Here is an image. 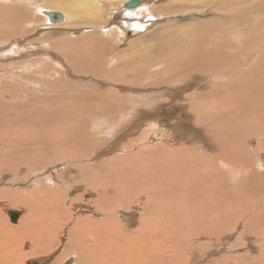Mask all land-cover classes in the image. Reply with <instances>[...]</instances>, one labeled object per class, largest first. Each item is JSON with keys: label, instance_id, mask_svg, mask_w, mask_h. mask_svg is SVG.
Listing matches in <instances>:
<instances>
[{"label": "bare ground", "instance_id": "obj_1", "mask_svg": "<svg viewBox=\"0 0 264 264\" xmlns=\"http://www.w3.org/2000/svg\"><path fill=\"white\" fill-rule=\"evenodd\" d=\"M26 1L13 0L14 4L0 6V41H2L0 44L16 38L18 32L26 34V28H20V23L32 25L37 20L32 18V11L35 9L41 11L47 21L51 19L50 14H59L57 10H64L66 14H60L64 18L61 23L50 21L56 26L71 21V25L83 24L89 27L98 24L100 20L98 11H101V8L96 9L92 16H87L85 22L78 20L83 11L79 10L75 4L92 1L99 6L102 4L100 0H39L40 4L45 2L49 8H44L45 5L39 8L28 7L24 5ZM31 1L33 2L29 4L36 3V0ZM180 1L179 6L183 8L205 7L213 2L210 0ZM223 1L225 3L222 6H225L229 0ZM242 1L244 0H235L233 5ZM174 2L171 0V6L177 5ZM259 2L262 16L246 26L251 34L250 38H254L253 43L261 45L258 49L262 50V54L253 61L249 59V56L255 58L252 54L253 49H249V55H247L245 45L244 53H239V37L246 36L244 30H238L237 27L238 24L244 26V3L235 10L223 14L219 12L220 5L217 16L223 19L215 18L205 24L196 25L197 35H192L190 30H180L178 33L165 32L161 35V40L165 44L159 51L156 50L157 53L155 51L148 57V54L140 53L139 50L138 58L147 66L137 69L136 58L132 61L117 59L116 62H111L115 63L114 65L100 60L103 67L95 63L97 68L91 64L86 70L81 66V70L77 72L100 79L98 85L103 87V90L98 89L99 91L95 93L84 89L82 96L89 99L82 98L81 95L75 97L73 92V95H70L71 89L67 90V97L54 98L52 101L54 108L48 116L42 114L44 105L31 109L25 104L16 102V98L13 100L7 98L12 92L22 94V89H16V87L0 89V100L5 102L0 104L3 105L0 108V130H4L0 134L1 155L16 156L17 160L22 157V149L27 148L33 151L38 149L41 152L38 155L44 158V163H52L60 157L68 161L59 175L61 182L88 184V190L94 189L100 183L109 185L104 186L105 196L99 193L95 202L97 209L100 208L103 212L100 221L98 218H92L95 214L91 217L79 216L74 220L71 228L73 234L79 232L85 242L91 243V245L85 244L86 257L90 259L87 264H264V159L261 158L264 153V0ZM141 4L140 0L139 6ZM103 5L106 4L103 3ZM134 25L137 26L135 30L141 28L137 22ZM124 37L123 31L121 39ZM62 45L75 53L79 46L75 42H69L67 38ZM128 46L131 48L132 45L129 43ZM161 51L167 53L157 55ZM71 55L72 53L69 56ZM184 55L183 59L177 60L179 56ZM117 63L123 67V70L119 72L116 70ZM171 65L175 66L172 69L173 72L169 73V76H163L164 72L170 70ZM147 68L157 70L159 73L156 75H159L160 79L156 82L163 83L162 80H164L167 85L173 81L176 82L179 77L187 79L196 75L190 79L194 86L184 84L189 91H192L184 96L186 101L179 100L178 107L175 108L171 106L173 99L166 100L169 117L178 113L177 118L186 116L189 119L174 123L172 132L167 131L168 134L164 131V133L154 132L159 135V141L153 143L156 144L154 146L148 144V139L150 140L153 136L152 133L142 135L137 142L126 148L127 152L121 158H118L128 162L125 163L128 167L127 171L114 168L113 164L109 172L110 177H107L109 170H105L106 167H103V164H90L91 161H97L96 158H91L90 152L101 143L96 133L101 130L102 121L107 117H110L112 121L115 116L128 113L127 108L134 104L138 112L145 108L143 106H149L137 100L127 101L133 97L130 84L133 86L136 82L135 74L138 72L135 69L141 72L148 70ZM184 79L179 78L181 82L177 84H181ZM106 81L111 82L109 87ZM156 82L153 80V83H149L154 87H160L155 84ZM117 84L122 86L116 88ZM77 86L82 85L73 84V87ZM124 91H128L127 95L131 96L121 95ZM145 91L144 93H147V90ZM86 99H88L87 102H85ZM67 103L70 104L67 105ZM86 103L95 105L94 109L93 106L89 107L101 114L98 115L97 120L96 116L87 112L88 108L81 105L82 113L77 114L74 111L75 105ZM57 105H66V111L61 110L62 112L58 114ZM19 110H30L23 113L33 114L17 115V117L9 115L10 112L16 113ZM236 114H238L237 117ZM40 118L44 124L43 127H35L36 121ZM142 121L140 119L137 122L138 127ZM17 122L18 126L21 125L20 127L16 126ZM109 123L111 125L106 129L108 136L114 131L113 122ZM13 128L16 130L13 131ZM9 130L11 132H8ZM175 131L179 134L177 135ZM24 132L29 134L28 137L20 138L18 134ZM209 133H213V136L211 137ZM14 135L19 139L13 140ZM186 139L192 142L187 145L184 142ZM38 140L42 147L39 144L36 145ZM215 142L221 146L217 147ZM134 148L136 151L129 154ZM51 152L55 156H52ZM115 159L112 162L116 163ZM42 161L37 162L39 164ZM86 161L90 162L86 163ZM131 164L135 166L132 168ZM13 168L18 170V167ZM71 170H75V174L69 175L70 177L65 180V174ZM130 170L132 172H128ZM43 179L39 181L40 188L35 191V195L39 191L49 195V200L52 202L49 204L53 213L52 220L46 218L41 221L39 230L31 234L25 233L26 238L31 239V247L29 251L21 252L19 256L18 249L11 246L12 252L9 251L7 243L10 238L11 242L14 239L18 244L15 236L23 227H10L6 213L0 210V264H20V258H29L38 254L44 256L51 252L50 247L57 246L52 239H55L58 228L64 224L62 222L64 219L58 214L68 217L69 221V206L61 193L63 188L50 187L46 180L48 178ZM86 192L88 193V191L84 193ZM56 196L61 198L55 201ZM137 196L140 199L146 196L147 201L139 214L140 223L137 230L131 231L129 224L134 221L132 216H120L128 227L127 230L122 228V224L116 219L115 210H128ZM56 204L58 207L55 206ZM12 212L19 214L18 221L21 214L17 211ZM194 215H201V218L195 219ZM238 221L243 222L244 228L239 238H242L244 243L251 240L258 243L255 244L256 249L247 250L244 246L246 250L244 256H234L237 250L234 246L233 254L220 256L219 260L210 258L209 254L219 243L216 238L234 230ZM73 246L64 249L62 255L64 259L70 253L76 254ZM187 248L195 251L194 258L189 256L191 253ZM97 256L98 260H95ZM63 258H60L56 264H63ZM76 260L77 264H84L80 256Z\"/></svg>", "mask_w": 264, "mask_h": 264}, {"label": "rangeland", "instance_id": "obj_2", "mask_svg": "<svg viewBox=\"0 0 264 264\" xmlns=\"http://www.w3.org/2000/svg\"><path fill=\"white\" fill-rule=\"evenodd\" d=\"M27 1L24 3V5L28 7L36 6L39 8V6L45 5L43 6L44 8H49V6L46 5L45 2H41L40 4L39 0H36V3L34 4H29V2H33L31 0ZM100 1L102 4H99V6H97L98 3H92V1H89L87 3H75L77 8L83 11L80 13L79 18L77 19L83 22L87 20V16H92V13L94 14L96 9L100 10L101 8V11H98V14H100L99 23L89 27L83 24L71 25V21L67 22L68 24L64 22L65 24L62 23L61 25L56 26L51 23L50 20L47 21V18L41 13V11H37V9H35L34 11L33 8H31L33 10L32 18L37 20L30 26L20 23V28H26V34L18 32L16 33V38L9 39L0 44V89H4L5 87H16V89L20 88L23 90L22 94L13 92L9 93L7 96L8 99L13 100L14 98H16V102H20L19 104H25L31 109H33L35 106L44 105V109L42 108L41 111L42 114L46 116H48L54 108V103L52 102L54 101V98L59 99L61 97H67V90L71 89V91L69 92L70 95H73L74 93L75 97L81 95L80 97L89 99V97L82 96V92L84 91V89L96 93V91H99L98 89H100V91L103 90V87L98 85V80L100 79L88 75L79 74L77 71L81 70V66L84 68V70H86L90 68L91 64L94 65L95 63L103 67V64L100 62V60H104V62L106 61L107 63L114 65L115 63L111 62H116L117 59L119 61H132L135 58L137 60V69L141 66H147L146 64L142 63L144 61H141L138 58L139 50L140 53L143 52L145 54H148V57L152 56L156 50L159 51L161 48H163L165 42H162L161 35H163V33L165 32L178 33L180 30H190L192 31L190 32L192 35H197L198 31L196 25L205 24L207 21L215 18H222L220 16H217L218 8L220 5L221 6L219 12L223 14L229 13L231 12V10H235V8H237L240 4L244 3V26L238 24L237 27L238 30H244L246 36L244 38L239 37V53H244L246 45L247 55H249V49H253L252 54L255 58L249 56L250 60L253 61L260 57L262 54V50L258 49L261 48V45L259 43H253L254 38H250L251 34L246 29L247 24L254 21V19L260 18V16H262L260 10L261 4L259 0H244L242 2H237L234 5L233 2H235V0H229L226 2L225 6H222L225 3L223 0H210L213 1L212 3L210 2L211 5L205 7L196 6L194 8L180 7V0H172L175 1L174 3H177V5L175 6H171V0H141V6L132 10L124 9V4L128 3L131 0ZM103 3H105L106 5H103ZM3 4L8 5L14 3L13 0H0V6H2ZM255 5L256 9H254ZM168 7L170 10L168 9ZM247 10H249V12H247ZM57 11V13L59 14L65 13L64 10ZM136 22L141 27L137 30H135V27L137 26L134 25ZM167 26L170 27L167 28ZM123 31L125 33V37L121 39V33ZM181 37L182 36H180V38ZM66 38L69 42H75L79 45L76 53L72 50L65 49V46L62 45L65 43ZM80 43H82L83 45H80ZM129 43L132 45L131 48H129L128 46ZM248 43L250 45H248ZM71 53L72 55L69 56ZM166 53V51H161L158 52L157 55H164ZM108 56L111 57L110 60ZM184 57L185 55L179 56L177 60L183 59ZM161 65L162 68H164L163 64ZM172 66L173 65L170 66L171 68L169 71L164 72V75H162L169 76V73H172V69L175 67ZM115 68L116 70H118V72L123 70V67L119 63L116 64ZM137 69H135V71L138 72H135L136 82L135 84H133V86L130 84L131 88L133 89L132 96L134 98L130 97L131 95H127L128 91L121 92V95L130 97L127 100L128 102L137 100L140 101L143 105L147 103V105L149 106H143L145 108L138 112L135 109L136 106L134 104L133 106H129L127 108V110H129L127 111L128 113L115 116L112 121L110 117H107L105 120H103L101 130H98L96 133L97 138H100L99 140L101 141L100 146L96 147L94 151H92L93 153L90 152L91 158H96L97 161H86V163L90 162V164H103V167H106L104 169L109 170L107 177H110L109 172L113 168V164L114 168H119L122 171H127L128 167L125 163L128 162H123L122 159L118 158H121V156H123L127 152L126 148L134 142H137L142 135L146 133H152L153 136H151L150 140L148 139V144L149 146H154L156 144L153 143L159 141V135L154 132L158 131L160 133H167L168 131V133H170L174 128V123H178L179 121H186V119H189L186 118V116L177 118L179 117L178 113L174 114L173 117H169L167 114L168 108L166 107V100L173 99V103L171 104V106L175 108L178 107L179 100L186 101L184 96H186V94H190V92L192 91H189L188 87L184 86V84L194 86V84L190 82V79L196 75H192L187 79L179 77L180 79H184L182 80L181 84H177L181 82V80L177 78L176 82L173 81V83L167 85L164 80H162L163 83L156 82L157 79H160V76L156 75V73H159L157 72V70L153 71L152 69L147 68L148 70L141 71V73ZM138 75H140V77H138ZM30 76L32 78L34 77L35 79H32ZM28 79L29 81H27ZM30 80L33 81V83H31ZM153 80H155V84L160 85V87H154L153 84L149 83H153ZM2 84L4 85L1 86ZM73 84L82 86L73 87ZM109 84H111V82L106 81L107 87H109ZM121 86L122 84H117L116 88H120ZM34 88L36 90H34ZM115 90L118 93V90ZM145 90H147V93H144L146 92ZM137 95L138 97H135ZM88 99H86L85 102H87ZM143 99H145V101H143ZM0 104H5V102L0 100ZM69 104L70 103H67V105ZM80 105L84 108H88L87 112H90L92 115L96 116V120L98 115H101L93 110L94 108H96L95 105H89L87 103L74 106V111L77 114L82 113L83 109ZM2 106L3 105H0V108ZM89 106H93V109H91ZM57 107L59 110V114L62 111L65 112L67 106L57 105ZM171 109L176 111V109L174 108ZM24 111L30 110H19L16 113L10 112L9 115L17 117V115L26 116L29 114H33H25L23 113ZM42 114H40V116ZM237 116L238 114H236V117ZM140 119H142L143 121L141 122L142 125L139 124L140 127H138L137 122ZM109 122H113L114 131L113 134L110 133V135L108 136V131L106 129L109 125H111V123ZM17 124L19 123L17 122L16 126H18ZM43 125L44 124L42 123V119L40 118L38 121H36L35 127L39 128L43 127ZM15 128H13V131L17 129ZM3 131L0 130V134L3 133ZM8 132H11V130H9ZM178 134L179 133H177V135ZM18 135L20 138H22L28 137L29 134H26L24 132ZM209 135L212 137L213 133H209ZM14 139L19 138L14 135L13 140ZM39 142L40 141L38 140L36 145H38ZM184 142L189 145L192 141H188L186 139ZM215 143L217 144V147L221 146L218 145L217 142ZM39 146L42 147L43 145L39 144ZM22 150V157L17 160L15 158L16 156H8L7 154L1 155L2 153H0V210H3L2 212L6 213L5 215L10 227H23L22 229H20L19 234L15 236L18 244L14 239L12 240V242L11 240H9L10 238L8 239L7 246L10 247H8V250L12 252L11 246H15V248L18 249L19 256L21 252L29 251V248L31 247V239L26 238L25 233L31 234L39 230L41 228V221L46 218H50L52 220L53 213L51 211V206L49 205L52 204V202L49 200V195H45L41 191H39L37 195H35V191L40 188L39 181L44 180L43 178H48L46 180H48V185L50 187L55 186L57 188H63V191L61 193L66 199L65 202L68 203L70 219L68 221V217H64L63 214H58L64 219L62 221L64 224H61V227L58 228L57 236L54 237L55 239H52L54 243H57V246L50 247L51 252L49 254L44 256H40L38 254L29 258H20L21 261H19L21 263H19L31 264L32 262H38V264H56V262L58 263L60 258H63L62 255L64 249H68L69 246L74 245L73 247L76 250V254L70 253V255H68L66 259L63 258L62 263L77 264L76 258L80 256L83 263L87 264L88 262H90V259L86 257L85 244L89 243L91 245V243L85 242V239L82 237L81 233L77 232L73 234L71 228L74 225V220L79 216L91 217L93 214H95V216L93 215L92 218H98V221H100L99 219L103 217V212L100 208L99 210L97 209L95 202L98 199L99 193H102L105 196L104 186H109L108 183H100L92 190H88V184L84 183H63L59 179V175L65 169L68 161L66 162L62 157H60L52 161V163H44V158L41 155H38L39 153L41 154L38 149L34 151L27 148ZM133 150H131L129 154L135 152L136 148H134ZM51 155L55 156L53 152H51ZM261 158L264 159V153L263 155H261ZM114 159L116 163L112 162L114 161ZM35 160L43 161L38 164V162ZM133 162L135 163L134 160ZM33 165L35 166L34 168L32 167ZM131 165L132 168L135 166V164ZM43 166L44 168L42 169ZM13 167H18V170L16 171ZM128 172L132 171L130 170ZM72 174H75V170H71L66 173L65 180L67 179V177H70L69 175ZM85 191H88V193H84ZM1 192L3 193L1 194ZM60 198L61 197L56 196L55 201L59 200ZM146 201V196L141 199L139 198V196H137L135 202L131 203V206L128 210H115V217L122 224V228L127 229L128 227H126L120 216H132L134 221L132 224H129V228L131 231L137 230L140 223L139 214L142 211L143 205L146 203ZM55 206L58 207L57 204ZM10 211H17L21 214L16 223L11 222L9 216ZM55 217L58 220L56 214ZM194 218H201V215H194ZM240 222H237L238 224L236 225L234 230H231L226 235L216 238V241H218L219 243L216 244V246L209 254L210 258H212L213 260H219L221 259L220 256L231 254L232 250H234V246L237 249L234 252V256H244V253L246 252L245 247L247 250L256 249V245L258 243H254L252 240V242L246 241L244 243V240L242 238H239V235L244 230L243 222ZM56 240L58 242H56ZM23 241H25L24 244ZM240 243L243 244L241 245ZM229 248H231V250H229ZM187 249L191 253L189 254V256L191 258H194L193 253H195V251L189 248ZM91 260L92 262L94 261L93 258ZM95 260H98V256Z\"/></svg>", "mask_w": 264, "mask_h": 264}, {"label": "water", "instance_id": "obj_3", "mask_svg": "<svg viewBox=\"0 0 264 264\" xmlns=\"http://www.w3.org/2000/svg\"><path fill=\"white\" fill-rule=\"evenodd\" d=\"M139 4H140V0H131L124 5V8L127 10L136 9V8H138ZM49 16L51 18L50 21L53 23H61L64 19L63 16L60 14H50ZM18 215L19 214L16 212H12V211L9 212V216H10L12 223L17 222ZM31 264H38V262H32Z\"/></svg>", "mask_w": 264, "mask_h": 264}]
</instances>
